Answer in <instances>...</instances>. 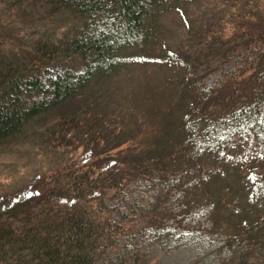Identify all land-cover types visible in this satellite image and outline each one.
<instances>
[{"label":"trees","instance_id":"obj_1","mask_svg":"<svg viewBox=\"0 0 264 264\" xmlns=\"http://www.w3.org/2000/svg\"><path fill=\"white\" fill-rule=\"evenodd\" d=\"M182 2L0 0V149L25 138L33 121L63 108L93 78L133 58L119 53L149 45L157 15L180 10ZM226 6L219 23H228V63L234 58L228 105L218 99L206 105L204 92L192 93L190 103L179 104L190 110L183 136L143 150L122 128L113 135L107 121L93 117L96 125L84 129L87 147L79 159L0 194V264H134L145 238L149 245L185 233L221 237L234 256L230 264H264V3L226 0ZM59 17L76 26L56 38L48 29ZM197 102L201 107L189 108ZM58 117L46 142L64 148L73 141L66 128L79 121L61 111ZM162 146L168 155H160ZM214 152L222 166L196 164ZM137 182L152 190L144 205L122 195ZM171 189L179 192L178 216L169 203ZM119 197L123 208L113 204ZM201 202L207 208L195 212Z\"/></svg>","mask_w":264,"mask_h":264},{"label":"rangeland","instance_id":"obj_2","mask_svg":"<svg viewBox=\"0 0 264 264\" xmlns=\"http://www.w3.org/2000/svg\"><path fill=\"white\" fill-rule=\"evenodd\" d=\"M257 1L264 3V0ZM227 9L226 0H183L180 10L171 7L159 13L153 24L156 37L149 45L120 51L122 58H133L109 75L93 78L74 99L63 105L64 109L52 110L40 120L33 121L25 138L11 147L0 149V194L23 188L58 164L79 159L87 147L84 129L94 123L93 117L107 121L113 135L122 128L125 131L123 135L133 138L130 144L139 143L143 150L146 145L160 139L175 144V140L183 136V116L190 110L179 104L181 101L190 103L192 93L200 95L204 92L206 105L209 102L213 105L215 99L220 105H228L224 98L228 89L234 86L227 78L234 58L228 63V23H219ZM75 26L74 20L59 17L50 24L48 33L56 38L62 37L70 34L71 27ZM218 47L220 54L216 52ZM170 53L177 58H167ZM211 90L215 92L209 95ZM85 104L88 109L83 108ZM197 107H201L199 102L189 108ZM84 110L85 114H81ZM60 111L76 116L79 123L66 128L69 138L73 139L72 142L69 140L71 145L55 148L54 144L46 141L49 139L48 131L60 121ZM93 125L95 127L96 124ZM61 133L63 128L57 129L55 139H59ZM176 147L179 148L180 144ZM158 151L161 156L168 155V149L163 146ZM244 152L249 154V151ZM208 155L200 157L196 164L208 169L222 166L215 160L217 153ZM231 155L226 153L227 158ZM249 156L256 157L252 152ZM223 163L225 167L230 165L229 160ZM178 165L186 166L183 161ZM186 181L190 184L192 176ZM221 184L219 182L215 186ZM122 192L124 197L129 196L140 205L146 204L152 195L151 188L140 182ZM178 195L176 189L170 190L169 203L176 209ZM123 200L119 197L113 204L123 208ZM203 204L201 202L195 212L207 208ZM174 214L178 216L181 213L177 209ZM174 227H177L175 223ZM201 235L185 233L179 240H163L149 245L145 238L142 252L134 264H230L234 256H231L228 243L214 233Z\"/></svg>","mask_w":264,"mask_h":264}]
</instances>
